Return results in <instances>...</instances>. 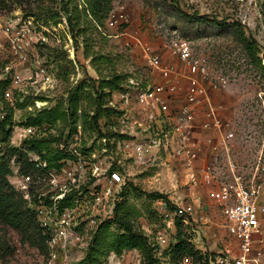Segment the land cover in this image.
<instances>
[{
	"label": "rangeland",
	"instance_id": "374dc122",
	"mask_svg": "<svg viewBox=\"0 0 264 264\" xmlns=\"http://www.w3.org/2000/svg\"><path fill=\"white\" fill-rule=\"evenodd\" d=\"M16 13L33 18L35 30L42 32L46 41L29 51L24 73L34 74L30 84L13 104L5 99L0 103V116L8 120L4 130L0 127V157L18 148L38 164L40 169L35 166L27 174L32 180L22 189L17 181L26 175L20 171L23 162L12 157L9 181L35 217L41 236L40 206L52 202L51 196L67 194L82 202L79 207L87 214L76 222L81 240L68 250L73 264H88L86 258L100 242L101 251L91 264H207L210 255L216 258L226 253L225 246L233 248L221 211L208 199L205 211L189 217L190 224H177L169 231L172 245H159L157 237L167 226L154 205L161 197L178 204L190 202L193 173L221 168L228 158L246 174L256 172L264 150V0H0V15L12 17ZM194 13L202 19L187 17ZM180 42L188 43L192 57L207 65L213 81L218 77L227 80L225 86L211 90L210 96L217 118L234 134L228 142L229 156L215 151L207 141L210 136L196 128L200 151L194 159L169 152L128 159L119 143L137 132L143 135V128L132 124L133 120L117 117L110 127H103L110 136L104 141L91 118L100 110L105 116L112 114V108L118 112L128 109L119 97L121 92H115L110 102L114 82L126 91L130 86L132 93L163 82L160 71L149 63L152 56H159L163 67L188 73L174 54V44ZM37 67H44L48 77L37 79ZM186 84L184 79L175 96L166 124L169 130L176 108L183 103ZM72 94L79 97L85 116L66 118L61 114L68 111ZM50 111L58 118H43ZM39 117L43 119L39 126L29 125ZM132 118L144 121L143 114ZM29 126L35 133L18 138L17 134ZM9 129L10 139L5 140ZM31 138L45 142L42 154L27 149ZM43 156L53 158L52 163ZM98 163L102 165L97 170ZM105 170L125 177L114 195L106 196ZM119 205L134 230L146 235L153 248V262L137 249H110L113 235L124 232L114 220ZM177 230L189 252L175 258L172 246ZM47 253L36 233L25 235L0 219V264H45Z\"/></svg>",
	"mask_w": 264,
	"mask_h": 264
},
{
	"label": "built area",
	"instance_id": "2783aa9c",
	"mask_svg": "<svg viewBox=\"0 0 264 264\" xmlns=\"http://www.w3.org/2000/svg\"><path fill=\"white\" fill-rule=\"evenodd\" d=\"M41 41H46V37L42 32L35 30L33 18L17 13L12 17L0 15V103L5 99L13 104L16 96L24 92L34 78V74L24 73L27 70L24 65L28 61L29 51L33 52L36 44ZM174 54L186 65L188 73H183L173 66L163 67L159 56H152L149 63L160 71L163 82L145 87L136 93L129 92L131 87L127 86L128 90H123L119 94L121 101H124L125 107L128 108L126 112L122 111L121 117L128 121L133 120L132 124H138L143 128V135L140 131L131 137H123L119 143L120 150L128 159L169 152L178 158L191 160L200 151V142L195 136L197 128L210 136L207 141L215 151L218 153L223 151L229 156L228 142L234 134L228 132L221 118H217V110L210 96L211 90L215 91L225 86L227 80L218 77L213 81L207 65L192 57L190 46L186 42L175 43ZM37 68L35 72L37 79L48 77L44 67ZM37 79L35 83L38 82ZM184 79L187 84L183 103L176 108L173 126L169 130L166 124L170 120L173 111L171 107L175 103V96L182 89ZM134 114H143L144 121L132 118ZM0 119H4V116H0ZM34 133V128L29 126L23 128L17 136L24 139ZM1 144L0 132V147ZM33 163L40 169L36 162ZM118 164L121 165L120 162ZM101 165L96 164L97 170ZM255 170L254 174L248 175L237 162L228 158L227 165L221 168H202L200 175L193 173L190 202L178 204L171 199L158 198L154 211L167 226V229L159 233L158 244L172 245L169 244V231L175 229L177 224H190L189 217L199 210L205 211L207 207L205 200L208 199L221 211L234 245L233 248L225 246L227 254H220L216 258L210 255L207 264H262L264 150L260 153ZM105 172L108 173V170ZM31 180L30 175L26 174L17 182L21 184L22 189H27V184ZM104 182L107 185L106 196L114 195L116 188L125 183V177L114 170L106 174ZM50 199L52 202L41 205L37 214L48 252L45 264H73L68 256V250L71 244L81 240L76 222L87 215L86 210H81L82 202L79 203L75 198L71 199L67 194L51 196Z\"/></svg>",
	"mask_w": 264,
	"mask_h": 264
},
{
	"label": "trees",
	"instance_id": "16d2710c",
	"mask_svg": "<svg viewBox=\"0 0 264 264\" xmlns=\"http://www.w3.org/2000/svg\"><path fill=\"white\" fill-rule=\"evenodd\" d=\"M95 1L97 2V0ZM187 17L193 21H199L202 19V16H199L197 13L187 14ZM103 88H105V86H103ZM124 89L125 88H119L118 83L114 82L111 85V91L109 92L110 98L115 92H121ZM77 92H79V90H77ZM100 97H103V94H101ZM79 101V97L74 96L72 94L68 111L64 110L61 114H63L66 118H73L75 116H85V112H83L79 108ZM111 101L112 98L110 99V102ZM112 109V114L108 113L107 115L103 116L100 110L91 118L94 121L95 126L97 127L98 133L103 138L110 137L108 136V133L104 132L103 127L109 126L112 123L113 119L117 117L119 118L123 115V112H118L115 108ZM43 118H58V116H56L54 112L50 111L48 112V117ZM42 121V117H39L33 120V122H31L29 125L39 126ZM48 121L50 123V121L53 120L48 119ZM7 124L8 120L6 118L0 120V127L2 128V130L5 129ZM0 132H2L1 129ZM11 133L12 130L9 129L6 132L5 140L10 139ZM26 143L29 145L27 148L28 150L38 154H42V151L47 148L43 140H36L34 138H31ZM14 156H17L18 162H23L21 163L20 167V171L22 174H28L30 171L35 169V163L29 161L27 155L22 151V149L13 148L9 151L6 156L0 157V219L2 222L8 224L9 226L15 228L16 230L25 235L36 233L42 247L46 249L43 237L40 234V230L36 223L35 217L29 214L30 212L28 209L25 208L22 197L9 181V176L12 174L10 162L12 157ZM58 157H56V160L59 159ZM43 158L50 163H52L53 161V158H51L50 156H43ZM120 208H122V206L119 205V208L117 207V209L115 210L114 220L120 225L121 230H123L124 232L122 234L113 235L112 240L109 242L110 249L116 250L117 252H121L126 249H137L143 254L146 260H148L150 263L153 262V248L149 244L146 235L140 230H134L133 226L129 222L128 217L125 215V212H120ZM105 231L106 229L103 230V234L105 233ZM177 232V238L175 240L176 243L174 244V246H172V253L173 255H175V258L181 257L184 253L189 252V250L185 246V239L181 237V232H179L178 230ZM100 245L94 247L90 256L86 258L88 264L94 262L95 257L101 251L103 243L100 242ZM206 261L208 262V259Z\"/></svg>",
	"mask_w": 264,
	"mask_h": 264
}]
</instances>
